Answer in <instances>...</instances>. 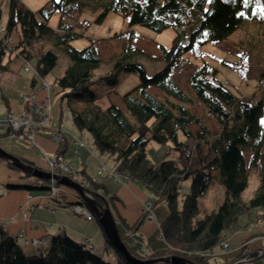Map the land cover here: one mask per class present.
<instances>
[{"label": "trees", "instance_id": "1", "mask_svg": "<svg viewBox=\"0 0 264 264\" xmlns=\"http://www.w3.org/2000/svg\"><path fill=\"white\" fill-rule=\"evenodd\" d=\"M89 1L100 2L101 10L95 18L98 22L113 11L128 18L130 25L145 24L156 31L171 26L176 32L172 44L168 48L160 46V59L165 65L148 75L139 60L142 51L138 47L125 46L111 60V68L97 76L95 71L103 60L97 45L91 38L83 47L72 46L70 39L75 37L72 25L62 22L78 15L80 7ZM48 4L49 7L32 10L21 0L8 1L0 37V71L8 68V62L3 60L6 53L15 52V56L25 60L36 59L38 77L49 74L58 58L46 44L56 37L55 45L64 47L70 64L62 75L53 78V85L61 99L67 100L75 127L89 132L95 151L112 157V169L116 173L127 181L141 182L155 194L153 204L164 202L167 205V214L158 223L167 247L143 256L126 247L140 258L177 254L195 264H215L205 253L218 244L223 230L238 225L240 215L249 214L256 224L264 222V99L251 103L250 97L236 96L207 65L189 71L187 87L179 84L172 72L178 68L183 54L196 43L225 40L246 17L263 19L258 8L264 7V0H48ZM57 10L61 15L58 28L64 33L57 32L58 28L50 26L47 21ZM14 31L16 39L14 45H10ZM250 45L252 50V42ZM251 50L246 51V55ZM124 73L138 75L139 82L120 95L121 106L117 103L101 106L93 86L103 81L113 86ZM258 78L264 81V76ZM36 81L35 77L31 78L32 85ZM194 100L202 105L206 116L215 120V131L191 108ZM10 129L0 131V135H8ZM180 131L185 139L178 138ZM20 132L21 127L16 133ZM58 132L54 153L63 156L66 138L64 132ZM150 140L168 144L176 155L151 161L146 150ZM91 154L94 155L92 151ZM6 165L15 169L20 177V180L7 184L9 188L49 187V183L39 178L31 185L21 181L22 175H31L8 162ZM249 166L255 167L259 180L252 196L245 200L241 194L249 182ZM215 171L223 185V202L215 212L200 217L197 199L206 191ZM96 174V177L87 174L88 177L84 178L96 200L102 203V196L107 204L110 198L119 201L120 197L107 188L106 176L98 174L97 168ZM187 178L191 180L189 192L180 187L182 179ZM108 191L111 195L104 196ZM42 200L46 207L53 209L73 204L68 195L65 199L53 201V205L52 200L42 197H35L32 203L35 206ZM77 203L81 202L77 199ZM144 219L143 208L141 216L131 225L122 217L128 229L133 230H138ZM120 237L124 240L123 235ZM49 240L46 249L26 252L17 236L0 223V264H115L96 254L94 249H88L85 243L72 238L63 229L52 234ZM259 251L242 243L237 252L229 255V264L256 257ZM115 252L120 264H132L118 250Z\"/></svg>", "mask_w": 264, "mask_h": 264}, {"label": "rangeland", "instance_id": "2", "mask_svg": "<svg viewBox=\"0 0 264 264\" xmlns=\"http://www.w3.org/2000/svg\"><path fill=\"white\" fill-rule=\"evenodd\" d=\"M8 1L9 0H0V37L3 33L2 27L4 21L6 20ZM21 1L32 10L49 7L48 0ZM100 10L101 5L99 1H89L86 2L84 6L82 5L80 7L77 13L78 15L63 19L62 21L64 24L72 25V32L75 35L74 38L70 39L72 46L76 48L83 47L91 38L94 44L97 45L99 54L103 58L100 65L101 67L95 71L97 76L102 75L111 68V60L114 56L119 54L125 46L138 47L142 51L139 60L142 65H144L148 75L153 74L157 69L165 65L162 59H160V46L163 45L168 48L172 44V39L176 32L171 26L156 31L145 24L130 25L128 18L113 11L108 12L101 21L98 22L95 18ZM258 10L262 13L263 19L244 18L237 29L225 40L204 44L196 43L184 53L179 60L178 68L172 72L174 79L179 84L187 87L189 85V71L192 68H199L201 65H207L215 71L216 77L225 82L228 90L236 96L250 97L251 103L256 102L260 98L264 99V81L258 78L264 76V7L261 6ZM47 21L50 26L58 28V24L61 21V15L58 10L52 12ZM11 38L10 45H14V40L16 39L15 31ZM55 41H57L56 37H52L46 46L56 53L58 63L49 74L43 77H38V75H36V59L33 57L25 60L21 56H15V52L6 53L3 57L4 62H8V68L0 71V120H6L9 115L18 122L24 115H27L28 120H36L33 113L28 109L30 103L27 102L29 96L35 95V103L38 105L46 104L50 107L47 118L41 121L38 120L41 127L40 130L36 129L37 133L47 136L54 141H56L54 137V131L56 129H60L65 133L68 141L66 142L67 145L64 158L73 170H71L72 175L73 172L79 170V166L84 164V169L89 175L91 174L96 177V165L99 160L106 165V170L103 173L105 176L106 173H108L105 180L107 188L115 193L116 190L118 191L119 188L122 187L121 192L118 193L122 198L119 199V201L110 198L108 205L110 206L112 215L118 219V230L120 235H123L125 244L139 256L146 255V252H141L143 244L150 246L153 250L167 247L165 238L160 235L158 224V227L150 237L141 236L138 230L128 229V226L124 224L122 217L126 218L128 221L132 219L135 222L141 216V202L145 200L153 201L155 199V194L150 192L141 182L138 183L133 180L125 181L123 176L120 178L109 176V171L115 172L112 169L114 164L112 157L104 154L101 155L95 151L89 132L86 130L80 131L75 127L71 120V112L69 111L67 100L61 99V95L57 93L58 90L53 85V78L62 75L66 67L70 64V58L67 56L64 47L55 45ZM251 42L252 50L249 49ZM248 50H251V52L246 55L245 52ZM26 66L28 67L27 70H25ZM119 76V80L113 86L108 85L104 81L99 85L93 86L101 106L104 107L110 103H117L121 106L120 95L135 87V84L139 82V76L133 73H124ZM34 77L37 81L35 85H32L31 78ZM44 86H48L50 89L46 90ZM190 105L194 112L204 118V123L215 131L217 128L215 120L204 114L202 105L195 100ZM191 127L195 128L194 126ZM4 130L3 128L0 129L2 132H4ZM17 137L20 138V141H16L10 135H0V146L24 160L28 156L37 155L30 140L22 134ZM178 138H180V140L185 139L182 131L179 132ZM74 140L82 142L83 146L74 144L73 147L72 141ZM84 145L87 147L86 149L90 154L92 151L94 156H97L99 159L97 160L92 154L89 155L86 149H81L79 152L80 154H76L80 148H85ZM146 150L147 157L153 162L160 161L164 158H170L177 153L173 149H170L168 144L158 143L155 140L149 141ZM88 159L91 163H87ZM74 175L78 176L81 174ZM86 176L87 174L84 175V178H86ZM248 178L249 182L247 187L241 194L242 199L245 200H248V198L252 196L258 185L259 177H257L255 167L249 166ZM37 179L38 178L35 176L22 175L21 181L23 180L31 185V182H37ZM212 179L209 186L205 189L206 191L204 194L197 199L200 217H203L206 213L215 212L218 206L223 202L224 190L218 172H214V177ZM44 181L50 183L48 180ZM190 183V178L182 179L180 183L181 190L189 192ZM84 187H87V185ZM7 189L10 192L29 193L32 197H43L47 193V189L45 188L27 190L23 188L14 189L7 187ZM72 191L75 192L74 190ZM110 191L105 192L104 196L109 197L111 195ZM73 205L74 204H70L69 207L55 206L56 209L53 210L46 207L42 200V202L40 201L34 206L32 214L42 225L52 224L53 228H55L59 222L64 226L69 224L76 228L77 232L79 231L81 233L79 234L81 237L86 236L88 238L89 234L84 232L87 226V222H85L86 218L81 214H76ZM167 211L168 208L166 203L155 202L152 207V213L154 214L153 221L158 223L162 221ZM254 214L255 210L252 212V216H254ZM91 222L99 230L98 241L100 243V249H94L95 253L101 255L106 261L120 264L115 248L107 242L105 234L102 233L103 231H100V227H98L97 220H92ZM55 230L56 229H54V231ZM50 231L53 232L52 230ZM128 232L131 234H126ZM222 232L221 240L212 249L213 255H208L211 256L210 261L212 263L229 264V255L238 250L242 243H248V246L254 249H264V222L256 224L253 217L249 214L240 215L236 227L227 228V230L225 229ZM71 234L74 239L80 237H77L75 233ZM93 239L97 242L95 238ZM19 241L23 246V243H25L24 239L21 238ZM222 241H227L229 243L228 248H223L221 246ZM40 243H38V248L42 250L46 249L48 246L47 243L45 245ZM263 249L262 251H264ZM36 251L38 250L36 249ZM151 252L152 251L149 253ZM258 256L262 255L258 254L256 257ZM253 258L255 257H251L250 260L246 262L242 261L240 263H235L242 260V258L233 263L264 264L262 258Z\"/></svg>", "mask_w": 264, "mask_h": 264}, {"label": "crops", "instance_id": "3", "mask_svg": "<svg viewBox=\"0 0 264 264\" xmlns=\"http://www.w3.org/2000/svg\"><path fill=\"white\" fill-rule=\"evenodd\" d=\"M3 129H5L4 131H6L9 128L7 126H5V127H3ZM55 131H54V133H55ZM65 138H66V142H67L68 139H67L66 135H65ZM35 142L40 146V148L43 151H45L46 154L52 155V156L55 154L54 152H55V149L57 147V143L53 139H51L47 136H44V135H39V133H37V137H35ZM66 145H67V143H66ZM72 145L74 147V144H72ZM84 147L85 148H80L79 151L76 152V154H80L79 152L81 149L87 148L86 146H84ZM33 148L35 149V152L37 153V155L36 156H33V155L28 156V157H26V160L28 162L33 163L36 166L41 167L42 169L44 168L45 170H47L48 166L45 163L44 156L41 155V153L39 152V150L36 147L33 146ZM73 150H72V153H73ZM86 151H88V150L86 149ZM64 153H65V151L63 152V156H65ZM88 153H89V151H88ZM89 155H91V154L89 153ZM88 162H89V159H88L87 163ZM80 163H81V161H80ZM89 163H91V162H89ZM83 165L78 167L80 171L78 170L77 172H73V177H71V178H74L77 181L81 182L82 178H84V175L89 174L84 169ZM97 165H98V163H97ZM70 168H71V166H70ZM71 170H72V168H71ZM64 174L68 175V173H64ZM74 174H81V175L75 176ZM68 176H70V175H68ZM18 180H20L19 173L17 171L13 170L12 168L10 169L9 167H7L6 161H4L2 158H0V181H2L3 183H6V185H7V184L11 183L12 181H18ZM66 188H67V191L69 190L68 191L69 194L67 193V195L70 197H68V198L73 202L74 205H76L77 197L75 196V192L70 190L69 187H67V186H66ZM14 189H16V188H14ZM121 190H122V187H120L118 191L117 190L115 191V193L120 197V199L122 197L118 193L121 192ZM25 200H26L25 193H23V192L21 193V192L7 191L6 193L1 194V196H0V223H3L6 227V229L8 231H10V233L13 236L17 235L21 232H25V235L28 238H35L36 237V238L40 239L41 240L40 244H42V245H45L46 243L48 245L50 242V240H49L50 236L52 234H56V232H58L62 229L65 230L66 234H69L72 238H73V236L71 233H75V235H77V237L80 236L79 234H81V233L79 231L77 232L76 228H74L73 226H70L69 224L64 226V225H61V223L59 222L55 228H53L52 224H45V225L43 224L42 225L41 223H39V221L37 219H35V217H33L32 213L30 214L28 220H22L20 218L18 208H19L20 203H23ZM60 207H63V206H60ZM67 207H69V206H67ZM140 207H143L142 202H141ZM55 209H53V210H55ZM70 210H71V208H70ZM74 212H75V208H74ZM125 220H126V223L128 225H131L134 222L132 219H130V221H128L125 218ZM85 222H87V226L85 227L86 230L84 232L89 234V237L87 238L86 236H84V237L80 236V237L75 238V239L76 240H82L84 238H87L90 241L89 244L92 246V249H95V250L100 249L99 248L100 243L98 241L99 230L97 229V227H95L92 224L91 220H88V221L85 220ZM157 224H158V222L153 221V219H152V221L144 219L141 226L138 229V232L141 234V236L150 237V235L153 234L155 229L158 227ZM54 229H56V230L54 231ZM50 230H52L53 232H51ZM100 231H102L101 227H100ZM126 234H128V233H126ZM93 238H95V240H97V242H95ZM18 241H19V239H18ZM19 243H20V241H19ZM144 245H146V244H143L142 247ZM146 246H148V245H146ZM22 247H23L24 251L29 252V253H35L36 249L37 250L40 249V248H38V244H33V242H29V243L25 242V243H23ZM148 247L151 249V251H153V249L150 246H148ZM248 248H252V247L248 246ZM161 249H164V248H156V250H161ZM261 249H263V248H261ZM235 252H237V250ZM211 255H213V254H211ZM210 258H211V256H209V259Z\"/></svg>", "mask_w": 264, "mask_h": 264}, {"label": "built area", "instance_id": "4", "mask_svg": "<svg viewBox=\"0 0 264 264\" xmlns=\"http://www.w3.org/2000/svg\"><path fill=\"white\" fill-rule=\"evenodd\" d=\"M3 31V30H2ZM28 67H25V70H27ZM44 89L49 90L48 86H44ZM34 96L35 95H31L27 98V102L30 103V110L31 112H33L36 120H28L27 119V115H24L21 120L15 121L11 115L8 116V118L6 120H0V128H3L5 126H7L8 128L10 127V131L8 133V135H10L12 138H14L16 141H20V138L17 137L18 135L22 134L24 137H26L28 140H30L33 144L34 147H36L39 152L41 153V155L44 156L45 159V163L48 166L47 171L51 172L52 174L57 173V174H63L64 173H69L68 175H70V177H73L72 173H71V168L68 164V162L65 160V158L61 155H53L52 158H50L48 154L45 153V151H43L40 146L35 142V136L34 134H32L33 131H35V129H40L41 124L38 123V120H45L47 118V113L50 110V107L46 104H40L38 105L37 103H35L34 101ZM27 125V126H25ZM30 125H32L33 127H31ZM21 127V132L18 134L16 133V131L18 129H20ZM55 138L58 139V134H55ZM73 142H75V144L81 145L83 146V143L80 141H76L74 140ZM85 146V145H84ZM106 170V165H104L102 162H100V164L97 165V173L100 174L101 176H104V171ZM110 175L109 176H116V174L112 171H109ZM118 180V179H116ZM83 186H86L87 181L82 180L80 182ZM48 190L47 193L42 197L43 199H49L52 201L58 200L59 198L64 199L65 195H67V193L69 194V192L67 191L66 186H62V185H58L55 181H50V183L48 184ZM7 191V188H5L4 184L1 182L0 183V195L4 194ZM75 196L77 197V199L79 201H81L80 196H78L77 192L75 193ZM26 200L23 203H20L19 205V215L20 218L22 220H26L29 218L30 213L33 211L34 208V204L32 203L33 199L35 197H32L31 194H26L25 195ZM144 210L146 212V217L148 219H151L154 217L153 214H150V209L149 206H147V208L144 206ZM75 211L82 213L85 217H87V219L92 220V214L90 213V211L86 208V206H84L82 203H77L75 206ZM19 237H22L24 239L25 242H33V244H38L41 242V240H39L38 238H32V239H28L25 234L22 232L19 234ZM84 243H87V239L83 240ZM221 246L223 248H228L229 243L227 241H222L221 242ZM148 248L147 247H143L142 252H147Z\"/></svg>", "mask_w": 264, "mask_h": 264}, {"label": "water", "instance_id": "5", "mask_svg": "<svg viewBox=\"0 0 264 264\" xmlns=\"http://www.w3.org/2000/svg\"><path fill=\"white\" fill-rule=\"evenodd\" d=\"M0 158L9 164L16 167L18 170H22L23 172L35 176L41 180L55 181L57 184L62 186H67L77 192L78 196L81 197V202L85 206H88L92 211L94 216L97 219L98 225L102 228L105 237H107L109 244L113 246L116 250H118L124 258L129 263L132 264H195L189 258H185L183 256H179L177 254H164L163 256H154V258H140L135 254L131 253L122 237H120L118 232V226H116V221L112 212L110 210V206L107 204V201L101 196L102 203L96 200L95 195L87 188L84 187L80 182L76 179L74 180L68 175H61L41 169L40 167L30 164L24 161L19 156H16L12 152H8L0 146ZM1 196V195H0ZM264 257V251L262 253ZM262 256L255 257L253 259H261ZM242 260L235 262L240 263ZM233 263V264H235Z\"/></svg>", "mask_w": 264, "mask_h": 264}, {"label": "bare ground", "instance_id": "6", "mask_svg": "<svg viewBox=\"0 0 264 264\" xmlns=\"http://www.w3.org/2000/svg\"><path fill=\"white\" fill-rule=\"evenodd\" d=\"M59 30V31H58ZM57 31L59 32V33H64V31L62 30V29H57ZM50 89V88H49ZM29 106V110H30V105H28ZM31 111V110H30ZM33 113V112H32ZM34 115V114H33ZM35 117V116H34ZM25 126H27V125H25ZM31 127H33L32 125H30ZM28 127V126H27ZM40 130V129H39ZM58 131H61L60 129H56V131H55V134H58V137H59V132ZM62 132V131H61ZM32 134H34V136L35 137H37V130L35 129V131H33L32 132ZM54 137H55V135H54ZM56 139V138H55ZM57 140V139H56ZM72 143L73 144H75V142H73L72 141ZM55 155V154H54ZM92 156H94L93 154H92ZM50 158H52V155H50L49 156ZM64 157V156H63ZM97 158V157H96ZM99 158H97V160H98ZM66 160V159H65ZM98 164H100V161L98 160V162H97ZM69 166H70V164H69ZM115 174H116V176L117 177H121L122 175L120 174V173H116V172H114ZM107 175H108V173H106V177H107ZM125 179V178H124ZM41 180V179H40ZM82 180H84V178H82ZM41 181H43V180H41ZM125 181H127L126 179H125ZM2 181H0V183H1ZM79 182V181H78ZM3 183V182H2ZM4 184V186H5V188H7V185H6V183H3ZM47 190H48V188H46ZM7 191H8V189H7ZM6 191V192H7ZM5 192V193H6ZM26 194H29V193H26ZM25 194V195H26ZM65 197H67V195H65ZM69 197V196H68ZM65 199V198H64ZM50 203L53 205L54 204V202L53 201H50ZM142 204L147 208V206H149V209H150V214H153L152 213V207H153V203L151 202V201H149V200H145V201H142ZM84 205V204H83ZM85 206V205H84ZM144 206L142 207L143 209H144ZM86 208L90 211V213L92 214V217H93V219L92 220H97L96 219V217L94 216V214L92 213V211L89 209V207L88 206H86ZM19 209V208H18ZM51 209H53V208H51ZM20 210V209H19ZM76 213H78V214H81V215H83L82 213H79V212H76ZM144 213H145V220H151V219H148L147 217H146V212H145V210H144ZM30 216V215H29ZM84 216V215H83ZM153 216H154V214H153ZM85 217V216H84ZM115 218V217H114ZM152 219H154V217L152 218ZM26 220H28V219H26ZM86 220H89V219H87V217H86ZM91 220V221H92ZM115 221H116V226H117V222H118V219H116L115 218ZM152 221V220H151ZM99 226V225H98ZM100 227V226H99ZM102 229V228H101ZM118 232H119V230H118ZM22 233V232H21ZM24 234H25V232H23ZM20 234V233H19ZM19 234H17V235H15V236H17V238L18 239H20V238H22V237H19ZM131 234V233H130ZM120 235V234H119ZM26 236V235H25ZM27 237V236H26ZM28 238V237H27ZM36 238V237H35ZM105 238H107V237H105ZM23 239V238H22ZM28 239H32V238H28ZM84 239H87V238H84ZM84 239H82V240H80L81 242H83V240ZM40 240V239H39ZM87 243H85L86 244V246L88 247V249L89 248H91L92 249V246L89 244V240L87 239ZM27 243V242H26ZM29 243V242H28ZM84 243V242H83ZM143 247H147L148 248V251L146 252V254H148L150 251H151V249L148 247V246H146V245H144ZM143 247L141 248V252H142V249H143ZM260 253L259 254H261L262 255V253H263V251H262V249L260 248V251H259ZM212 254V250H207V252L205 253V255H211ZM251 258V257H250ZM250 258L249 259H247V258H243L242 259V261L243 262H246V261H249L250 260ZM262 259L264 258L263 256L261 257Z\"/></svg>", "mask_w": 264, "mask_h": 264}, {"label": "snow or ice", "instance_id": "7", "mask_svg": "<svg viewBox=\"0 0 264 264\" xmlns=\"http://www.w3.org/2000/svg\"><path fill=\"white\" fill-rule=\"evenodd\" d=\"M262 122H264V121H262Z\"/></svg>", "mask_w": 264, "mask_h": 264}]
</instances>
